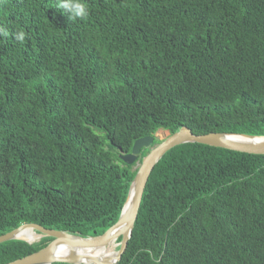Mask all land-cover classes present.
<instances>
[{
	"label": "trees",
	"instance_id": "1",
	"mask_svg": "<svg viewBox=\"0 0 264 264\" xmlns=\"http://www.w3.org/2000/svg\"><path fill=\"white\" fill-rule=\"evenodd\" d=\"M86 2L0 0V235H101L137 171L118 155L159 129L264 136V0ZM50 240L0 243V264ZM117 264H264V155L170 149Z\"/></svg>",
	"mask_w": 264,
	"mask_h": 264
},
{
	"label": "water",
	"instance_id": "2",
	"mask_svg": "<svg viewBox=\"0 0 264 264\" xmlns=\"http://www.w3.org/2000/svg\"><path fill=\"white\" fill-rule=\"evenodd\" d=\"M166 132L164 139L157 145H152L155 136H145L134 141L130 153H120L118 155L119 159L125 164L132 165L138 162L137 159L141 150L150 147L149 152L142 157L135 176L130 183L128 194L122 206L118 220L104 233L97 236L81 237L65 231L46 229L34 223L23 224L10 232L0 235V243L11 240H22L18 238L17 234L24 227L31 228L35 234L41 237L40 239L48 237L51 238V240L40 250L6 264H117L120 261L130 238L149 175L156 163L170 149L185 143H197L241 153L264 155V136L228 133L194 134L185 126L180 127L174 133ZM117 236H120L121 239L114 260L101 261L96 258L85 256L84 254H78L73 250V247L76 245H104ZM27 243L32 244L29 242ZM62 243L70 245V251L65 256H59L56 253L57 248Z\"/></svg>",
	"mask_w": 264,
	"mask_h": 264
},
{
	"label": "bare ground",
	"instance_id": "3",
	"mask_svg": "<svg viewBox=\"0 0 264 264\" xmlns=\"http://www.w3.org/2000/svg\"><path fill=\"white\" fill-rule=\"evenodd\" d=\"M165 136H166L165 132H160L158 134V137L160 138V140H163ZM17 235L19 239H22L29 243H35L39 241L41 238L40 236L35 234L29 227L22 228L18 232ZM119 238L121 239L120 236H117L114 239L105 243L104 245H100V246L98 245L97 246H78L76 245L73 247V250L74 252L78 254H84L85 256L96 258L97 260H101V261L102 260H114L117 255V251L119 247V242H120V240H118ZM69 251H70V245L67 243H62L57 248L56 253L59 256H65L69 253Z\"/></svg>",
	"mask_w": 264,
	"mask_h": 264
},
{
	"label": "clouds",
	"instance_id": "4",
	"mask_svg": "<svg viewBox=\"0 0 264 264\" xmlns=\"http://www.w3.org/2000/svg\"><path fill=\"white\" fill-rule=\"evenodd\" d=\"M57 10L73 20L83 19L89 14L86 0H57ZM8 35L7 28L0 25V38H6ZM26 36L27 34L23 30H17L14 33V38L17 42H23Z\"/></svg>",
	"mask_w": 264,
	"mask_h": 264
},
{
	"label": "rangeland",
	"instance_id": "5",
	"mask_svg": "<svg viewBox=\"0 0 264 264\" xmlns=\"http://www.w3.org/2000/svg\"><path fill=\"white\" fill-rule=\"evenodd\" d=\"M160 132H165V133H167V132L164 131V130H162V129H159V130L154 134L155 138L161 142L160 138L158 137V134H159ZM148 148H149V147H148ZM139 163H140L139 161L136 162V163H134V166H133V169H134V170L138 168ZM40 240H41V239H40ZM40 240H39V241H40ZM118 240H119V239H118Z\"/></svg>",
	"mask_w": 264,
	"mask_h": 264
}]
</instances>
